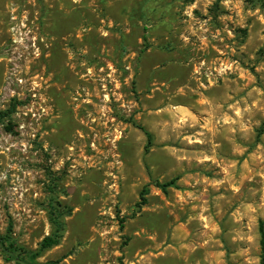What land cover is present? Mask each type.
<instances>
[{"label":"rangeland","instance_id":"374dc122","mask_svg":"<svg viewBox=\"0 0 264 264\" xmlns=\"http://www.w3.org/2000/svg\"><path fill=\"white\" fill-rule=\"evenodd\" d=\"M260 221L264 0H0V264H259Z\"/></svg>","mask_w":264,"mask_h":264},{"label":"trees","instance_id":"16d2710c","mask_svg":"<svg viewBox=\"0 0 264 264\" xmlns=\"http://www.w3.org/2000/svg\"><path fill=\"white\" fill-rule=\"evenodd\" d=\"M144 133L145 136L147 138L148 144L151 142L152 136L149 132H147L145 129L141 128ZM175 181L176 179H173L169 182H165V183H159V182H155V186L160 189L163 192H166V189L168 187H175ZM148 194V189L147 187H144L140 193L139 196V202L136 204L138 208H140L141 206L145 205L147 203L146 200V195ZM52 214H51V222L54 226V231L51 235L46 236L42 242L40 243V247H39V251L37 254H40L41 252H43L44 250H48L54 246L59 245L60 243V238H61V231L63 229L64 223L60 220V218L62 217V214L56 209V208H52ZM259 236H260V240H259V246H260V260H259V264H264V224L263 222H259ZM11 231V225L8 228V233ZM6 238L5 237H0V251L1 254L3 256V258L6 261H10V260H14L16 262L18 261L17 256H14L13 251L11 250L14 243H8L6 244ZM24 255H27L26 257L23 258V261L25 264H34V258L37 254H33V253H29V252H21Z\"/></svg>","mask_w":264,"mask_h":264}]
</instances>
